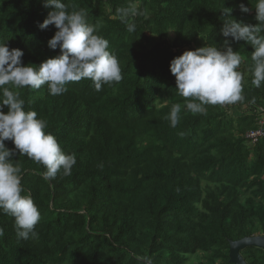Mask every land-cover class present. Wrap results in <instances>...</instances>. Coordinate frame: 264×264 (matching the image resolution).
<instances>
[{"label": "trees", "instance_id": "obj_1", "mask_svg": "<svg viewBox=\"0 0 264 264\" xmlns=\"http://www.w3.org/2000/svg\"><path fill=\"white\" fill-rule=\"evenodd\" d=\"M263 118L264 0H0V264H231Z\"/></svg>", "mask_w": 264, "mask_h": 264}, {"label": "water", "instance_id": "obj_2", "mask_svg": "<svg viewBox=\"0 0 264 264\" xmlns=\"http://www.w3.org/2000/svg\"><path fill=\"white\" fill-rule=\"evenodd\" d=\"M249 247H256L264 250V235L246 237L238 241H230L229 262L231 264H247L241 252Z\"/></svg>", "mask_w": 264, "mask_h": 264}, {"label": "built area", "instance_id": "obj_3", "mask_svg": "<svg viewBox=\"0 0 264 264\" xmlns=\"http://www.w3.org/2000/svg\"><path fill=\"white\" fill-rule=\"evenodd\" d=\"M260 128L257 131L249 133L248 138L251 139L254 143L264 136V118L259 122Z\"/></svg>", "mask_w": 264, "mask_h": 264}, {"label": "rangeland", "instance_id": "obj_4", "mask_svg": "<svg viewBox=\"0 0 264 264\" xmlns=\"http://www.w3.org/2000/svg\"><path fill=\"white\" fill-rule=\"evenodd\" d=\"M206 76H207V79L208 80H211L213 79L214 77V71L211 70V69H208L207 72H206ZM195 259L194 257L191 258V260Z\"/></svg>", "mask_w": 264, "mask_h": 264}, {"label": "clouds", "instance_id": "obj_5", "mask_svg": "<svg viewBox=\"0 0 264 264\" xmlns=\"http://www.w3.org/2000/svg\"><path fill=\"white\" fill-rule=\"evenodd\" d=\"M221 84V83H220ZM260 126V125H259ZM260 128V127H259Z\"/></svg>", "mask_w": 264, "mask_h": 264}]
</instances>
